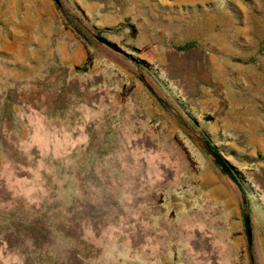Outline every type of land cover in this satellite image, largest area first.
<instances>
[{"label":"rangeland","instance_id":"obj_1","mask_svg":"<svg viewBox=\"0 0 264 264\" xmlns=\"http://www.w3.org/2000/svg\"><path fill=\"white\" fill-rule=\"evenodd\" d=\"M67 1L0 0V264H264V0Z\"/></svg>","mask_w":264,"mask_h":264},{"label":"water","instance_id":"obj_2","mask_svg":"<svg viewBox=\"0 0 264 264\" xmlns=\"http://www.w3.org/2000/svg\"><path fill=\"white\" fill-rule=\"evenodd\" d=\"M102 41H104L105 44H108V41L100 38ZM123 54H126V52L122 51ZM205 147L206 149L210 152V154L213 156V158L215 159V161L221 166V168L226 172V174L228 175V177L231 179V181L234 183L235 189L236 191H238V193L241 196L242 201L244 202V196L242 194V189H241V185L240 182L238 181V179L236 178V176L234 175V173L232 172L230 166L228 165V163L225 161V159L222 157V155L220 153H218L217 151H215L214 149H212L209 145V143L207 141H204ZM244 220H245V224H246V231H247V236H248V240L249 242L252 241L251 238V229L249 227V217L246 213H244Z\"/></svg>","mask_w":264,"mask_h":264},{"label":"crops","instance_id":"obj_3","mask_svg":"<svg viewBox=\"0 0 264 264\" xmlns=\"http://www.w3.org/2000/svg\"><path fill=\"white\" fill-rule=\"evenodd\" d=\"M63 1V0H62ZM76 4L83 10L87 15L89 14H100L102 3L100 0H75ZM64 4H69L67 0H64ZM70 5V4H69Z\"/></svg>","mask_w":264,"mask_h":264}]
</instances>
